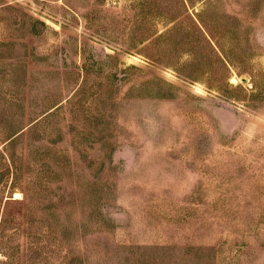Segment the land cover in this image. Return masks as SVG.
<instances>
[{
	"label": "rangeland",
	"instance_id": "obj_1",
	"mask_svg": "<svg viewBox=\"0 0 264 264\" xmlns=\"http://www.w3.org/2000/svg\"><path fill=\"white\" fill-rule=\"evenodd\" d=\"M0 264H264V0H0Z\"/></svg>",
	"mask_w": 264,
	"mask_h": 264
}]
</instances>
